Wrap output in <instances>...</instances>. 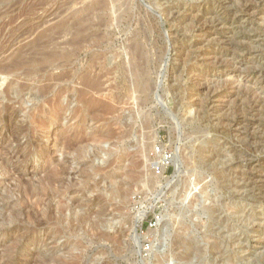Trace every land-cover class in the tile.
<instances>
[{
  "label": "rangeland",
  "instance_id": "rangeland-1",
  "mask_svg": "<svg viewBox=\"0 0 264 264\" xmlns=\"http://www.w3.org/2000/svg\"><path fill=\"white\" fill-rule=\"evenodd\" d=\"M78 1L0 0L1 264H264V0Z\"/></svg>",
  "mask_w": 264,
  "mask_h": 264
},
{
  "label": "bare ground",
  "instance_id": "bare-ground-1",
  "mask_svg": "<svg viewBox=\"0 0 264 264\" xmlns=\"http://www.w3.org/2000/svg\"><path fill=\"white\" fill-rule=\"evenodd\" d=\"M78 1V0H77ZM83 4V6H82V8H81V20H80V27H78L79 28V30L77 31V32H80V34H81V36H82V39H81V42H80V44L82 43V45H87V44H89L90 43V41H93L92 40V38L94 39V37H90V35H88V31L90 32V31H93V30H96L95 28H103V27H106V25H107V18L106 19H104V18H101L100 16H98L97 17V19L95 18L96 17V13H101L102 15L103 14H105L106 12H108L109 10H110V5H109V2H108V0H94V1H92V2H90V3H85L84 2V0H80ZM113 2L114 1H117V3H118V1L119 0H112ZM111 0H110V2H112ZM79 2V1H78ZM85 3V4H84ZM81 4V3H80ZM111 4V3H110ZM125 4V3H124ZM112 6V5H111ZM81 7V6H80ZM248 7V6H247ZM76 8V7H75ZM79 8V7H78ZM113 8V7H112ZM117 10V9H116ZM114 10H112V12H113ZM251 11V10H250ZM249 11V12H250ZM246 13V12H245ZM79 14V13H78ZM247 14V13H246ZM251 14V13H250ZM252 15V14H251ZM106 16V15H105ZM107 17V16H106ZM240 18V17H239ZM111 19V18H110ZM115 19V18H114ZM204 19V18H203ZM216 20V19H215ZM248 20V19H247ZM214 21V20H213ZM215 22V21H214ZM213 22V23H214ZM224 25V24H223ZM65 26V25H64ZM75 26V25H74ZM111 26V25H110ZM226 26V25H225ZM224 26V27H225ZM60 28V27H59ZM61 28H63V27H61ZM65 28V27H64ZM75 28V27H74ZM76 29V28H75ZM224 29V28H223ZM235 29V28H234ZM62 30V29H61ZM97 31V30H96ZM213 31V30H212ZM49 32V31H48ZM51 32V31H50ZM95 32V31H94ZM74 33V32H73ZM49 34V33H48ZM224 35H223V37H222V39H224V40H226V41H228L229 43L231 42L230 41V37H227L228 36V34L226 33H223ZM51 35V34H50ZM75 35V34H74ZM210 35L211 36H218L219 35V33L218 32H214V33H210ZM225 35H227V36H225ZM232 35V34H231ZM46 36V35H45ZM240 37V36H239ZM52 38V37H51ZM209 38V37H208ZM215 38V37H214ZM43 39V38H42ZM42 39H40V41L42 40ZM222 39H220V41H224V40H222ZM39 40V39H38ZM44 40V39H43ZM219 40V39H218ZM237 41V40H236ZM243 41V40H242ZM39 41H37V43H38ZM52 42V41H51ZM211 42V41H210ZM253 42V41H252ZM254 42H256V41H254ZM48 43V42H47ZM75 43V42H74ZM73 43V44H74ZM78 43V42H77ZM220 43V42H219ZM58 44V43H57ZM79 44V45H80ZM37 45V44H36ZM76 45V44H75ZM58 46V45H57ZM228 46H229V44H228ZM228 46H226V47H228ZM232 46V45H231ZM230 46V47H231ZM248 46V45H247ZM36 47H38V45L36 46ZM41 47V46H40ZM59 47V46H58ZM57 47V48H58ZM82 47V46H81ZM12 48V47H11ZM35 48V47H34ZM33 48V49H34ZM43 48H46V46L45 47H43ZM60 48V47H59ZM131 48V47H130ZM26 49V48H25ZM25 49H23V50H25ZM249 49V48H248ZM29 50H30V52H31V49L29 48ZM28 50V51H29ZM43 50V49H42ZM53 50V49H52ZM252 50V49H251ZM3 51V50H2ZM9 51H10V49H9ZM28 51L26 50L25 52H27L28 53ZM36 51H39L38 49L36 50L35 49V53H37ZM17 52V51H16ZM24 51H20L14 58H11L10 59V63H11V65L9 64V65H7V66H5L4 68L2 67L0 70L3 72V73H7L8 75L9 74H11V68H14V67H16V66H18L20 63H22L25 59H26V57L28 56V54L27 53H25ZM29 52V53H30ZM59 52V51H58ZM254 52V51H253ZM222 53V52H221ZM6 54V53H5ZM26 54H27V56H26ZM32 54H34V52L32 53ZM41 54V53H40ZM40 54H38V55H40ZM55 54V53H54ZM14 55V54H13ZM35 55V54H34ZM42 55H44V54H42ZM41 55V56H42ZM47 55V54H46ZM45 55V56H46ZM48 55H49V53H48ZM52 55H53V53H52ZM52 55H50V56H52ZM61 55V54H60ZM223 55V54H222ZM12 56V55H11ZM132 56H133V54H132ZM249 56V55H248ZM47 57V56H46ZM46 57H45V59H46ZM61 57H62V55H61ZM221 57V56H220ZM28 58V57H27ZM33 58V57H32ZM50 58H52V57H50ZM54 58V57H53ZM225 58V57H224ZM29 60V59H28ZM33 60H34V58H33ZM41 60V59H40ZM137 60V59H136ZM32 61V60H31ZM34 61H36V59L34 60ZM44 61V60H43ZM230 61V60H229ZM232 61V60H231ZM249 61V60H248ZM5 62V61H4ZM41 62V61H40ZM219 62V61H218ZM26 63H28V62H26ZM25 63V64H26ZM35 63V62H34ZM139 63V62H138ZM246 63H248V62H246V60L244 61V60H240V61H236V62H234V67H235V69H240V67L243 65V64H246ZM1 64V63H0ZM57 64V63H56ZM209 64V63H208ZM21 66H22V64H20ZM19 65V66H20ZM55 67V66H54ZM243 67V66H242ZM257 67V66H256ZM34 68V67H33ZM40 68H42V67H40ZM253 68H254V66H253ZM44 69V68H43ZM134 69V68H133ZM14 70V69H13ZM12 70V71H13ZM39 70V69H38ZM37 70V71H38ZM254 70V69H253ZM245 71V70H244ZM27 72H29V71H27ZM26 73V72H25ZM28 74V73H27ZM13 75V74H12ZM64 75V74H63ZM27 76V75H26ZM68 77V76H67ZM2 81H5V79H1ZM54 80V79H53ZM58 80V79H57ZM232 80V79H231ZM76 82V81H75ZM84 82V86L87 88V90H88V92H87V90L86 91H83V92H81L80 94H81V96L83 97V99L85 98H87L88 99V102L89 103H92L93 102V104H95L94 103V101H93V99L92 98H88L87 97V94H92V93H94V94H99L100 93V89H99V85H98V82H96V80H90L89 78H85V80L83 81ZM101 84V83H100ZM238 84V83H237ZM261 84H263L264 85V78L262 79V81H261ZM235 85V84H234ZM2 86V85H1ZM67 86V85H66ZM6 87V86H5ZM50 87V86H49ZM7 88V90H5V93L6 94H8V92H10L11 91V89H12V83H10L9 85H8V87H6ZM262 90H263V93H264V86L262 87ZM70 91V90H69ZM255 91V90H254ZM80 92V91H79ZM78 92V93H79ZM231 92H232V90H231ZM235 92H237V90L235 91ZM260 92V91H259ZM259 92H258V94H259ZM233 93V92H232ZM2 94V93H1ZM65 94V93H64ZM229 94V93H228ZM237 94V93H236ZM252 94V93H251ZM261 94V93H260ZM254 95V94H253ZM212 96V95H211ZM231 96H232V94H229V96H228V100H230L229 98H231ZM240 95H238L237 96V98L239 97ZM254 96H256V94L254 95ZM258 96V95H257ZM257 96H256V99H257ZM262 96V95H261ZM233 97V96H232ZM235 97V96H234ZM236 98V97H235ZM240 98V97H239ZM255 97H253V99H254ZM86 99V100H87ZM224 99H226L225 97H224ZM233 99V98H232ZM241 99H242V97H241ZM255 99V100H256ZM262 99H263V97H262ZM221 100V99H220ZM10 101V100H9ZM218 101V100H217ZM223 101V100H222ZM224 102V101H223ZM229 102V101H228ZM244 102V101H243ZM87 103V102H86ZM220 103V102H219ZM253 103V102H252ZM251 103V104H252ZM218 104V103H217ZM262 104V103H261ZM238 105V104H237ZM257 105V103L256 104H254L253 106H256ZM239 106V105H238ZM3 107V106H2ZM220 107V106H219ZM249 107H251V106H249ZM8 108H10V106H8ZM226 108V107H225ZM228 108V107H227ZM238 108V107H237ZM1 109V108H0ZM25 109V108H24ZM57 109V108H56ZM240 109V108H239ZM252 109V108H251ZM257 109H259V108H257ZM10 110H13V109H10ZM108 110V109H107ZM232 110V109H231ZM110 111V110H109ZM225 111V110H224ZM59 112H61V111H59ZM223 112V111H222ZM1 113V112H0ZM13 113V112H12ZM54 113V112H53ZM103 113V112H102ZM252 113V112H251ZM258 113V112H257ZM58 113H56V115H57ZM11 115V114H10ZM44 115V114H43ZM54 115V114H53ZM52 116V115H51ZM104 116V115H103ZM243 119V118H242ZM38 120H40L39 118H38ZM37 120V121H38ZM42 121V120H41ZM46 121V120H45ZM257 122V121H256ZM36 123H38V124H40L39 122H36ZM246 123V122H245ZM253 123V122H252ZM43 124H45V123H43ZM42 124V126L44 127L45 125H43ZM35 125V124H34ZM252 125V124H251ZM9 126V125H8ZM22 126V125H21ZM39 126V125H38ZM41 126V125H40ZM247 126V125H246ZM10 127H11V125H10ZM42 127V128H43ZM40 128V127H39ZM239 128V127H238ZM254 128V127H253ZM252 128V129H253ZM255 130H257V129H255ZM254 129H253V131H255ZM61 131V130H60ZM21 133V132H20ZM254 134V133H253ZM6 135V134H5ZM263 136V135H262ZM3 137H4V135H3V131L1 130L0 131V138H2L3 139ZM18 137V136H17ZM110 137V136H109ZM6 138V137H5ZM75 138V137H74ZM40 143V142H39ZM5 144V143H4ZM17 149V148H16ZM24 150V149H23ZM3 151V150H2ZM8 151V150H7ZM6 151V152H7ZM12 154H14V153H12ZM8 156V155H7ZM6 156V157H7ZM8 157H13V155H11V156H8ZM17 158V157H16ZM27 158V157H26ZM3 159V158H2ZM17 167V166H16ZM19 168V167H18ZM28 168V167H27ZM10 169V168H9ZM8 170V169H7ZM21 171V170H20ZM4 172V171H3ZM6 174V173H5ZM62 174V173H61ZM63 175V174H62ZM126 176V175H125ZM123 178H125V177H123ZM60 179V178H59ZM44 180V179H43ZM12 181V180H11ZM18 181V180H17ZM55 181V180H54ZM69 181H70V179H69ZM72 182V181H71ZM21 183V182H20ZM67 183V182H66ZM30 184V183H29ZM62 184V183H61ZM27 185V184H26ZM18 186V185H17ZM40 186V185H39ZM44 186V185H43ZM65 186V185H64ZM22 188V187H21ZM44 188V187H43ZM49 188V187H48ZM79 188V187H78ZM18 189H20V188H18ZM45 190V189H44ZM24 191V190H23ZM22 192V191H21ZM32 192V191H31ZM35 192V191H34ZM25 194V193H24ZM31 194H33V193H31ZM44 194V193H43ZM21 198V197H20ZM4 199V198H3ZM30 201V200H29ZM16 206V205H15ZM40 207V206H39ZM42 208V207H41ZM60 211V210H59ZM80 211V210H79ZM26 212H27V210H26ZM42 212V211H41ZM44 212V211H43ZM11 213V212H10ZM55 213V212H54ZM66 213V212H65ZM139 216H137V219H136V222H137V224L139 223V224H141L143 221H144V219H145V217H146V214L143 212H141V214H138ZM56 216V215H55ZM41 217V216H40ZM1 218V217H0ZM21 218V217H20ZM10 219V218H9ZM88 219V218H87ZM136 227H139V225L138 226H136ZM135 230H136V228H135ZM19 239V238H18ZM111 240V239H110ZM118 241V240H117ZM78 259V258H77ZM264 259V258H263ZM0 261H1V259H0ZM67 261V260H66ZM2 263V261L0 262V264ZM10 263H12V262H10ZM46 263V262H45ZM71 263V262H70Z\"/></svg>",
  "mask_w": 264,
  "mask_h": 264
},
{
  "label": "built area",
  "instance_id": "built-area-1",
  "mask_svg": "<svg viewBox=\"0 0 264 264\" xmlns=\"http://www.w3.org/2000/svg\"><path fill=\"white\" fill-rule=\"evenodd\" d=\"M156 155L159 157L158 161L155 163V168L154 171L156 175H164L166 172V169L170 166L171 160H172V155L171 153H168L166 150H164L160 145L156 147L155 150ZM165 167V169H163ZM140 197H135V203L140 202ZM162 224V218L161 217H153L151 222L149 223V228L150 230L157 229L160 225ZM150 249V242L146 243L144 246V250L148 251Z\"/></svg>",
  "mask_w": 264,
  "mask_h": 264
}]
</instances>
